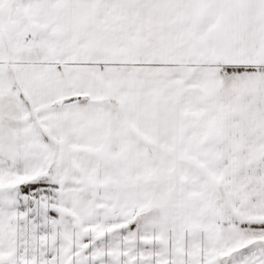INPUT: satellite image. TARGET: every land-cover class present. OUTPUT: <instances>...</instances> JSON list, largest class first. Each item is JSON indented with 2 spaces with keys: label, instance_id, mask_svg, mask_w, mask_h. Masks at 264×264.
I'll use <instances>...</instances> for the list:
<instances>
[{
  "label": "snow or ice",
  "instance_id": "6c2138e0",
  "mask_svg": "<svg viewBox=\"0 0 264 264\" xmlns=\"http://www.w3.org/2000/svg\"><path fill=\"white\" fill-rule=\"evenodd\" d=\"M0 264H264V0H0Z\"/></svg>",
  "mask_w": 264,
  "mask_h": 264
}]
</instances>
